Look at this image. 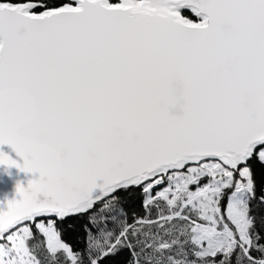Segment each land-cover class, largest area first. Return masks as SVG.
Returning a JSON list of instances; mask_svg holds the SVG:
<instances>
[{
	"label": "snow or ice",
	"instance_id": "obj_1",
	"mask_svg": "<svg viewBox=\"0 0 264 264\" xmlns=\"http://www.w3.org/2000/svg\"><path fill=\"white\" fill-rule=\"evenodd\" d=\"M0 166V264H264V0H0Z\"/></svg>",
	"mask_w": 264,
	"mask_h": 264
},
{
	"label": "water",
	"instance_id": "obj_2",
	"mask_svg": "<svg viewBox=\"0 0 264 264\" xmlns=\"http://www.w3.org/2000/svg\"><path fill=\"white\" fill-rule=\"evenodd\" d=\"M3 150L9 153L14 159H21L9 145H4ZM38 178V174L24 173L15 167L7 169L0 166V202H6L8 199L19 198L16 193L17 183H23L27 187L29 180Z\"/></svg>",
	"mask_w": 264,
	"mask_h": 264
},
{
	"label": "trees",
	"instance_id": "obj_3",
	"mask_svg": "<svg viewBox=\"0 0 264 264\" xmlns=\"http://www.w3.org/2000/svg\"><path fill=\"white\" fill-rule=\"evenodd\" d=\"M136 210L139 211V203L137 201ZM76 223H79V221H76ZM65 239L69 240L70 242L79 244L82 247L81 239H80V233L76 231L69 230L68 233L65 235Z\"/></svg>",
	"mask_w": 264,
	"mask_h": 264
},
{
	"label": "clouds",
	"instance_id": "obj_4",
	"mask_svg": "<svg viewBox=\"0 0 264 264\" xmlns=\"http://www.w3.org/2000/svg\"><path fill=\"white\" fill-rule=\"evenodd\" d=\"M173 114H174V115H179V114H180V112H179V110H178V109H174V110H173Z\"/></svg>",
	"mask_w": 264,
	"mask_h": 264
}]
</instances>
